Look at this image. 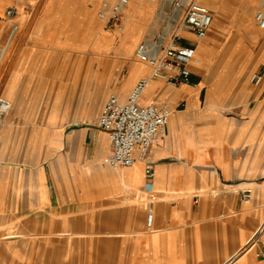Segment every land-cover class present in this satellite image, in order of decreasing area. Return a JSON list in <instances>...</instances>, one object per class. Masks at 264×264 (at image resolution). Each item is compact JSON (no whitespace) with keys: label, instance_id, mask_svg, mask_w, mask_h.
I'll use <instances>...</instances> for the list:
<instances>
[{"label":"crops","instance_id":"obj_1","mask_svg":"<svg viewBox=\"0 0 264 264\" xmlns=\"http://www.w3.org/2000/svg\"><path fill=\"white\" fill-rule=\"evenodd\" d=\"M136 1L124 8L134 36L125 19L104 28L100 0L95 9L91 0H0V96L10 102L0 124V264H264V73L259 84L239 76L235 43L211 72L219 36L260 38L241 7L258 0H226L221 12L220 0H199L212 23L202 39L182 32L190 82L149 80L139 104L166 102L171 114L133 165L109 166L107 134L68 124L92 107L97 115L110 94L124 103L149 74L134 50L152 13ZM88 33L113 39L104 50L83 43Z\"/></svg>","mask_w":264,"mask_h":264},{"label":"built area","instance_id":"obj_2","mask_svg":"<svg viewBox=\"0 0 264 264\" xmlns=\"http://www.w3.org/2000/svg\"><path fill=\"white\" fill-rule=\"evenodd\" d=\"M129 0H101L96 14L104 19L105 25H113L122 16ZM167 5L170 9L164 13L165 22L152 36L144 38L135 47L134 56L150 68L148 75L141 77L133 86L124 103H119L114 94H110L95 116L94 126L107 134L109 153L105 163L111 167L131 166L137 158H143L151 144L156 143L160 130L167 124L171 109L166 102L150 101L139 104L138 101L150 79L160 78L170 85L190 82L189 63L193 49L184 45L183 31L193 34L196 39L206 36L212 23L210 9L199 0H144ZM16 9L12 6L4 10V17L12 18ZM162 15V16H163ZM161 16V17H162ZM160 17V18H161ZM257 27L264 30V11L257 8L254 12ZM160 20V19H159ZM119 26V25H118ZM17 25L12 24L11 30ZM264 66L250 77V81L259 84ZM10 108V102L0 96V124L4 114ZM150 178L149 166L144 170ZM150 184L147 183L146 190ZM246 196V195H243Z\"/></svg>","mask_w":264,"mask_h":264},{"label":"rangeland","instance_id":"obj_3","mask_svg":"<svg viewBox=\"0 0 264 264\" xmlns=\"http://www.w3.org/2000/svg\"><path fill=\"white\" fill-rule=\"evenodd\" d=\"M91 2H92V8L95 9L96 5H97V0H91ZM136 2L139 3V4L140 3L141 4L145 3L144 0H137ZM259 2L260 1L258 0V2L256 4H254L252 7H250V5H246V4H243V5L241 4L242 5L241 7H242V9H243V11H244V13L246 15H248V14L251 15L252 23L250 24V28H251L253 33L255 32L253 34V37L257 38L258 37L257 35H261V36H259L260 38L257 41H255V42H250V41H254V39L252 37L247 36L244 31L236 32L234 30H233V32L231 33L230 36L227 35V34H226L227 36L226 35L225 36H219L217 42H218V45H219L220 52H219L218 56L216 57V59H214V61H213V66L211 68V72L216 71V69L221 64L222 60L224 59L225 55L228 53L230 48L234 46V43H235V46L237 48V50H236L237 54H236V59L234 61V66H235V69L239 71V74H240L239 76H241V77H245V76L251 77L252 74H254L255 72L260 70L261 65H264V59L263 60H261V59L259 60L261 54L264 52V31L257 27V24H256L255 19H254L255 10L257 8H261L259 6ZM155 6H158V4H154V7ZM262 7H264V6L262 5ZM156 9L154 10V13L156 12ZM169 10L170 9L168 8V6L164 5V13H168ZM215 12H217V11L214 10V13ZM220 12H221V10H220ZM154 17L155 16L151 17V20L149 21V24H151V26L155 27V29H153V30L149 29L147 31V33L145 34V36L143 37V39L152 36L157 30H159L161 28V26L165 22V15H163L160 18V20H158V21L156 20L155 22H154V20H155ZM122 18H123V14L121 16V19ZM130 18H134V17L130 16ZM147 22L148 21L146 20L144 25ZM153 22H154V24H153ZM216 22H219L220 24H229V20L228 19L220 20L218 18H215L214 19V25H215ZM253 27H254V29H253ZM104 28L106 30L115 29V27L112 26V25H105ZM211 31L212 32H216V29L214 28V26H213ZM209 34L210 33H208V35ZM136 43H135V45H136ZM93 66H94V68H97V66H98L97 62H95L93 64ZM75 109L76 108H74V107L71 108L72 114H73V111ZM93 112H94V107H92V109H91V111L89 112L88 115L83 116V117L79 118L78 120H73L72 118H70V121H69L68 124L69 125H73L74 124L76 126H81V125L90 126V127H94L95 129H97L93 125L94 122H95V116H96L95 113L93 114ZM97 130H99V129H97ZM35 133L31 132L30 134H32V136H33V135H35Z\"/></svg>","mask_w":264,"mask_h":264},{"label":"bare ground","instance_id":"obj_4","mask_svg":"<svg viewBox=\"0 0 264 264\" xmlns=\"http://www.w3.org/2000/svg\"><path fill=\"white\" fill-rule=\"evenodd\" d=\"M101 1V0H100ZM201 1H203V0H201ZM260 2H259V6L260 7H262V5H264V0H259ZM100 3V2H99ZM128 3H129V1H128ZM128 3H127V5H128ZM154 4H158L157 2H149L146 6H147V11H148V9H149V13H152V16H155L154 18H155V20H154V22L157 20H159L160 19V17L163 15V12H164V8H163V5L162 4H158V6H157V9H156V12L154 13ZM219 5H220V8H221V11H224L225 10V8L227 7L226 6V0H220V3H219ZM153 10V11H152ZM125 11L123 10V18L122 19H125L128 23H130V25H131V31H132V34L135 36V35H137V32H136V30L132 27L133 25H135L136 23H138V22H136V19H134L135 17L134 16H132V17H134V18H130V15L128 16V14H126V13H124ZM97 15V14H96ZM95 14L93 13L92 14V16H91V18H90V22H89V24L90 23H92V21L93 20H95ZM99 20H102V21H104V19H100L99 18ZM154 22H153V24H154ZM92 25V24H91ZM90 25V26H91ZM100 29V28H99ZM152 29H155V27H153L152 26ZM249 29H251L250 27H249ZM107 36V35H106ZM106 36H104L103 34H99V33H97V34H91V33H88L87 35H86V42H83V43H88L89 42V40H92V43L94 44V43H97V42H99V43H104L105 44V47H104V50H107L108 49V47H109V45H110V43L112 42V39L113 38H109L107 41H105V39L106 38H108V37H106ZM103 41V42H102ZM109 44V45H108ZM95 45V44H94ZM121 53H122V51H121ZM146 87H147V85H146ZM146 87L144 88V90L146 89ZM144 90H143V92H144ZM151 97V96H150ZM139 102H141L140 100H139ZM138 102V103H139ZM145 103H147V102H145Z\"/></svg>","mask_w":264,"mask_h":264}]
</instances>
